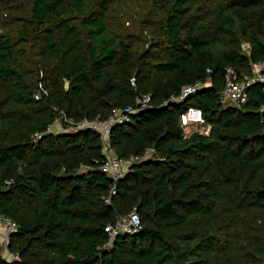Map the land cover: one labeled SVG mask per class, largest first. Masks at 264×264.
Listing matches in <instances>:
<instances>
[{"label": "trees", "instance_id": "trees-1", "mask_svg": "<svg viewBox=\"0 0 264 264\" xmlns=\"http://www.w3.org/2000/svg\"><path fill=\"white\" fill-rule=\"evenodd\" d=\"M0 32V214L20 226L0 264H264V85L240 108L222 102L227 68L251 76L264 61V0H0ZM197 82L209 85L165 104ZM146 94L152 108L110 144L156 156L118 181L95 166L97 132L47 134L61 112L105 119ZM191 106L209 135L185 137ZM134 209L141 231L112 240Z\"/></svg>", "mask_w": 264, "mask_h": 264}, {"label": "built area", "instance_id": "built-area-1", "mask_svg": "<svg viewBox=\"0 0 264 264\" xmlns=\"http://www.w3.org/2000/svg\"><path fill=\"white\" fill-rule=\"evenodd\" d=\"M245 49H248V45H244ZM253 75L240 76L238 71L233 68H227L225 75L224 88L222 90V102L227 103L235 107H242L248 101L249 89L255 84L264 85V61L255 63L252 65ZM210 72V69L208 70ZM132 85L135 83L132 81ZM209 83L203 84L197 82L193 85H187L183 87L181 93L177 96L171 97L165 104L171 103H183L188 98L196 95L199 90L207 87ZM49 95L48 90L43 87L42 84L39 85L37 93H35L34 98L36 101H40L44 97ZM152 95L146 94L138 98L135 106L127 107H115L112 109L109 117L105 119H83L80 122H74L67 118V115L61 112L62 116L57 117L52 125L47 129V134H70L77 133L80 131L92 130L100 135L101 142L103 145L104 159L101 161H96L95 166L107 174L110 178L115 181L123 178L129 171L130 167L139 162L153 159L156 156L155 147L147 148L144 153L140 156H130V157H119L115 152L113 146L110 144V135L112 130L122 124L130 121L131 117L138 112L152 108ZM260 112L264 114V106L260 108ZM180 126L182 129L188 127H194L193 133H199L203 135H209L211 126L207 125L206 120L203 115V111L197 107H189L180 116ZM192 133V134H193ZM35 139L42 137V134L36 133L34 135ZM185 137H188L185 135ZM94 165H82L80 168L81 172H86L93 170ZM10 183V182H9ZM111 194H116L113 190ZM106 203H111L110 198L105 200ZM19 224L12 218L0 214V242L3 244V249L7 248L10 243V238L12 235L19 231ZM142 229L141 220L136 209H134L127 216L117 217L116 223L107 226L106 231L109 233L111 239H115L120 234L134 235L139 233ZM5 255V253H4ZM8 255V256H7ZM5 255L9 260L14 259L15 256L8 253Z\"/></svg>", "mask_w": 264, "mask_h": 264}, {"label": "rangeland", "instance_id": "rangeland-1", "mask_svg": "<svg viewBox=\"0 0 264 264\" xmlns=\"http://www.w3.org/2000/svg\"><path fill=\"white\" fill-rule=\"evenodd\" d=\"M2 33V32H1ZM224 104H227V103H224ZM194 130H196L194 127H188V128H184L183 129V133H184V135H186V136H190L193 132H194ZM3 245V244H2ZM4 247V246H3ZM3 251H4V253H5V255H7L8 253H10L9 252V249H8V247L5 249H3ZM8 256V255H7Z\"/></svg>", "mask_w": 264, "mask_h": 264}, {"label": "water", "instance_id": "water-1", "mask_svg": "<svg viewBox=\"0 0 264 264\" xmlns=\"http://www.w3.org/2000/svg\"><path fill=\"white\" fill-rule=\"evenodd\" d=\"M0 34H2V33L0 32Z\"/></svg>", "mask_w": 264, "mask_h": 264}]
</instances>
